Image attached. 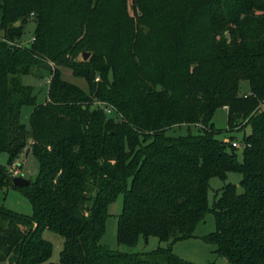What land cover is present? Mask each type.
<instances>
[{"label":"trees","instance_id":"obj_1","mask_svg":"<svg viewBox=\"0 0 264 264\" xmlns=\"http://www.w3.org/2000/svg\"><path fill=\"white\" fill-rule=\"evenodd\" d=\"M127 1L0 0V154L8 156L0 188L23 191L32 209L0 206V264H195L173 244L195 237L207 214L215 231L201 240L215 254L264 264V0H131L135 20ZM32 14L34 35L22 48ZM59 67L89 91L64 81ZM34 69L51 75L43 104L22 83ZM220 108L228 132L249 128L236 142L241 161L234 137H217ZM185 125L199 134L167 136ZM28 146L38 173L29 187H13L8 168ZM229 173L241 175L239 185H224L209 206L210 179ZM119 195L117 244L153 237L167 247L123 253L101 243ZM46 230L64 238L57 263L47 262Z\"/></svg>","mask_w":264,"mask_h":264},{"label":"rangeland","instance_id":"obj_2","mask_svg":"<svg viewBox=\"0 0 264 264\" xmlns=\"http://www.w3.org/2000/svg\"><path fill=\"white\" fill-rule=\"evenodd\" d=\"M131 0H128L126 3V9L128 12V16L136 19V14H134L133 9H131ZM17 24V23H16ZM35 22L33 14L28 19V22L24 26V34L21 40L18 42V45L22 48L28 47L33 38L35 31ZM4 32L0 30V38L3 37ZM87 53V52H86ZM90 55V54H89ZM78 60L82 58L80 55L77 57ZM50 68H53L52 65H49ZM60 75H62V79L72 85H76L79 89L88 92L89 89L87 87L86 82L81 78H76L73 76L71 71L65 67H59ZM51 75L49 72L42 70H33L31 75H26L22 78L23 85H30L33 87L34 94L36 96L37 103L43 104V102L47 99L48 93V83ZM98 79V78H97ZM240 95L247 94L249 91V85L246 82L240 83ZM92 109L101 108L104 110V106L102 107L98 104V102H94L92 104ZM111 113H105V116L108 118H113L114 120L120 121V116L115 113L111 107ZM31 112V107H24L21 110L20 122L29 127L28 119L29 114ZM227 111L223 108L217 109L214 114L213 124L215 130L219 131L218 138L224 140L226 138H233L232 142L235 141L240 143L244 135H249V128L243 130H233L232 132L227 131ZM200 132V126L192 125L191 127L185 126H177L170 128V130L166 131L168 137H176V138H184L188 135H198ZM225 141V140H224ZM237 158L239 161L242 159V148H237ZM8 156L4 153L0 154V164L3 166L7 165ZM37 161L34 159L32 154L30 153L29 146L23 151L22 155L19 159L15 160L12 166L8 168L11 176L13 177H23L26 180H34L38 170H37ZM241 175L238 173H229L225 179V181L220 178H211L210 179V187L208 190V205L212 206L216 194L220 191V189L226 184L239 185L241 181ZM238 191L241 192V188H238ZM123 204L122 196L119 195L116 198V201L111 203L108 208L109 218L105 222L104 227V235L101 239V243L104 244L109 250L119 251V252H129V253H144L156 250L158 247H167L168 243L160 242L158 239L150 237L147 242H145L142 238L136 244L135 247H123L117 244L116 240V223L118 214L121 211ZM0 206L9 210L11 212H17L22 215L30 216L32 209L31 204L28 202L25 197L23 191L18 189L11 188H0ZM195 237L189 238V240H184L180 242H176L173 244V252L188 262H192L195 264H205V263H216V264H230L227 259L224 257H220L215 254L216 247L212 244L203 243L201 238L206 235L213 233L215 231V223L214 217L212 214H207L204 221L196 227ZM43 238L49 241L52 244L53 252L50 259L47 262L57 263L59 260V255L63 250V242L64 238L59 235L52 233L48 230L43 232ZM6 264V263H2Z\"/></svg>","mask_w":264,"mask_h":264},{"label":"water","instance_id":"obj_3","mask_svg":"<svg viewBox=\"0 0 264 264\" xmlns=\"http://www.w3.org/2000/svg\"><path fill=\"white\" fill-rule=\"evenodd\" d=\"M16 26H19V23H17ZM81 58L83 61H87L89 59V53H82ZM11 183L13 187L24 188V187H29V184L31 183V179L26 180L21 176L13 177Z\"/></svg>","mask_w":264,"mask_h":264},{"label":"built area","instance_id":"obj_4","mask_svg":"<svg viewBox=\"0 0 264 264\" xmlns=\"http://www.w3.org/2000/svg\"><path fill=\"white\" fill-rule=\"evenodd\" d=\"M96 80H98V79H96ZM101 107H102V105L103 104H101V103H98ZM104 106V111H105V113H107V114H110L111 113V109H110V107H108V106H105V105H103ZM231 147L233 148H238V147H240V148H244L245 146H238V144L236 143V142H233L232 144H231Z\"/></svg>","mask_w":264,"mask_h":264},{"label":"crops","instance_id":"obj_5","mask_svg":"<svg viewBox=\"0 0 264 264\" xmlns=\"http://www.w3.org/2000/svg\"><path fill=\"white\" fill-rule=\"evenodd\" d=\"M224 109V108H223ZM224 110H226V109H224Z\"/></svg>","mask_w":264,"mask_h":264}]
</instances>
